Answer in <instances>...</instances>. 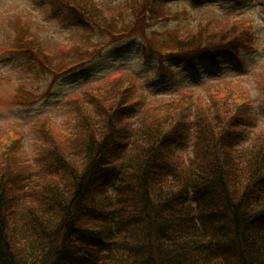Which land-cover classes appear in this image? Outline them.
<instances>
[{"label":"trees","instance_id":"obj_1","mask_svg":"<svg viewBox=\"0 0 264 264\" xmlns=\"http://www.w3.org/2000/svg\"><path fill=\"white\" fill-rule=\"evenodd\" d=\"M180 1L109 9L53 0L98 38L47 55L23 24L20 52L54 82L134 36L169 73H200L196 61L240 60L252 49L253 29L231 18L203 16L184 28L190 11L175 8ZM165 22L176 26L166 31ZM211 87L209 101L151 102L134 83L112 79L74 99L69 130L42 132L46 155L35 167L16 150L1 154L0 264H264V133L251 135L248 91ZM189 145L191 154L177 151Z\"/></svg>","mask_w":264,"mask_h":264},{"label":"rangeland","instance_id":"obj_2","mask_svg":"<svg viewBox=\"0 0 264 264\" xmlns=\"http://www.w3.org/2000/svg\"><path fill=\"white\" fill-rule=\"evenodd\" d=\"M105 1L101 0L102 6L105 4L109 9L124 5L126 1L133 2ZM197 1L201 2L181 0L173 3L181 12L185 8L190 11L186 16L183 14V18L187 17V21H183L187 25L184 28L194 26L205 16L231 18L253 29V47L244 51L240 60L232 57L199 60L196 61L199 71L204 67L200 73L196 68L183 67H175L174 72L169 73L158 70L152 60L135 48L140 36H134L136 42L127 38L112 43L86 65L52 82L50 73L20 52L17 38L21 26L26 25L28 35L40 43L47 55L65 53L61 47L88 45L98 34L88 33L77 19L60 12L53 0H0V155L16 150V160L31 169L35 167L38 157L46 155L41 154L44 149L42 132L50 128L59 133L69 130L76 121L74 99L79 98L82 103L87 91H96L112 79L134 83L133 90L151 102L181 97L186 102L190 97L209 101L210 85L212 90L219 91L226 88L234 92L246 90L255 117L251 135L264 133V0ZM188 20L194 22L188 24ZM162 26L168 27V31L176 25L165 22ZM177 151L189 155L191 146H177Z\"/></svg>","mask_w":264,"mask_h":264}]
</instances>
